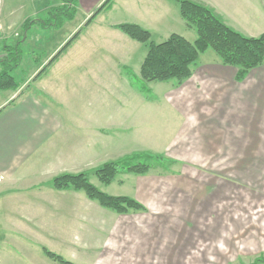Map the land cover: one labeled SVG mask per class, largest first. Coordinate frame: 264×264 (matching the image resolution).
<instances>
[{"label":"rangeland","instance_id":"374dc122","mask_svg":"<svg viewBox=\"0 0 264 264\" xmlns=\"http://www.w3.org/2000/svg\"><path fill=\"white\" fill-rule=\"evenodd\" d=\"M96 1L79 0L72 20L49 31L35 25L24 40L25 22L50 17L48 12L55 4L60 5V1L0 0V56L5 46L11 49L23 41V58L16 71L20 89L46 75L44 80L57 98L53 104L59 105V98H63L74 117L84 113V105L89 108L94 102L139 103L141 97L129 91L125 81L129 80L133 90L140 92L138 64L147 54V47L109 27L119 20L116 13L104 10L86 26L106 0L93 9H79V6L88 8ZM130 16L127 12L121 18L129 20ZM78 31L80 36L53 63V68L47 67ZM189 36L188 40H192ZM165 40L152 39L157 43ZM120 52L131 53L132 59L116 58L115 54L119 56ZM205 53L199 66L208 65L214 59L220 61L213 50ZM82 63L85 66L79 67ZM115 64L119 69L116 70ZM44 69L46 72L38 77ZM78 71L85 75L78 76ZM147 86L151 91L148 99L155 96L161 102L182 101V97L166 91L168 87L175 86L174 90L179 86L176 80ZM5 95L0 91L2 99ZM195 98L200 100V94L194 96V102ZM179 112L182 118L164 111L167 116L163 121L154 120L148 127L158 134L155 137L163 139L150 142L148 149L118 152L85 172H45L49 169L45 163L35 165L37 172L27 175L21 169L17 173L19 178L13 181L17 193L12 196L4 195L11 182L2 181L0 264H57L44 254L43 248L74 264H142V254L135 255L141 261L135 263L130 252L144 253L148 246L149 250H160L161 246L154 240L162 236L165 243L162 247L172 256L169 264H256L258 259H264V126L258 132L247 123L237 126L230 121L221 130L220 118L227 117L226 109L221 107L214 110V116L208 117L204 108L189 104ZM212 116L216 120H208ZM237 118L228 116L229 120ZM136 154L163 156L165 161H152L153 167L146 178L122 172L112 184L104 185L95 175L105 163ZM69 161L70 169H75L76 159ZM80 173H86L100 191L133 198L149 212L130 211L129 217L114 218L113 215L119 214L102 208L84 192H58L50 186L56 176ZM151 230L154 234L149 239L146 234L138 233Z\"/></svg>","mask_w":264,"mask_h":264},{"label":"crops","instance_id":"0c3cea01","mask_svg":"<svg viewBox=\"0 0 264 264\" xmlns=\"http://www.w3.org/2000/svg\"><path fill=\"white\" fill-rule=\"evenodd\" d=\"M103 1L97 0L93 6L88 8L79 6V9H93ZM190 1L210 8L227 26L246 37H259L264 34V0ZM55 6H58V3ZM75 6L78 9L77 4ZM127 12L130 13L131 18L124 20L125 18L121 16L126 15ZM107 13H116L119 19L111 26L109 25L110 28L129 22L148 30L152 39L158 37L160 41L169 38L172 34H178L187 40L190 35L189 39H192L188 40L190 42H194L197 38L195 31L186 27L176 0H114L111 10ZM119 51L123 52L122 49ZM122 52L119 56V52L115 54L116 58L126 57L127 61L132 59L131 53L125 55ZM205 54H202L199 60ZM145 57L141 58L138 64L139 76ZM198 62L193 66L194 69L192 67V75L189 79L179 84L174 90L175 86L168 87L166 90L168 94L172 91V95L182 97L180 99L182 101L161 102L155 96V99H148L147 95L144 98V94L133 90V86L127 80L125 83L129 91L136 92V96H141L139 103L104 105L94 102L89 105V108L84 105V113L76 117L70 115L68 104L63 103V98H59L61 101L59 105L53 104L54 101L57 103V98L53 96L56 94L51 86L44 80L46 75L16 92L0 90L3 94H7L4 99L0 97V190L2 181H10L4 195H14L17 193L13 185L19 178L17 173H20L21 169H25L26 175L33 171L37 172L34 169L35 165L41 163H45V166L49 168L45 169V172H85L89 167L99 166L102 162L110 160L118 152H127L132 148L148 149L150 142H159L162 139L155 137L158 134L156 135L148 128L156 122L154 120L163 121L167 116L164 111L182 118L179 111L188 104L200 109L204 108L207 117L213 115L218 107L226 109L227 117H221L219 121L221 130L232 121L237 126L247 123L259 132L261 126H264V64L251 70L246 78L239 82L236 79L238 71L236 67L226 66L221 60L215 59L205 66H199ZM54 64L50 68H53ZM78 66L85 65L82 63ZM115 68L117 70L118 64H115ZM82 73L85 75V72L78 71V76ZM196 94H200L201 98L200 100L195 98L196 102H194ZM57 96L60 94L57 93ZM123 106L127 108L123 109ZM231 115L238 118L229 120L228 116ZM213 116L208 120H216L217 117ZM134 141L136 146L132 147ZM129 145L131 147H128ZM70 158L76 159L75 169L74 167L70 169L72 165ZM27 167H31L30 170ZM149 174L137 176L146 178ZM3 178L5 180H2ZM40 183V185L43 184ZM47 199H49L48 202H52L51 198L46 197ZM145 212L148 213L149 209L147 208ZM118 216L129 217L130 215H113L112 217ZM138 233L146 234L148 239L154 234L152 230L138 231ZM162 237L160 240H154L157 246H161L160 250L155 248L152 251L148 246L144 253L138 250L130 252L133 262H141L135 255L142 254L140 256L141 260H144L142 264H169L172 256L167 255V251L163 249L162 246L165 243ZM179 258L176 259L180 260Z\"/></svg>","mask_w":264,"mask_h":264},{"label":"trees","instance_id":"16d2710c","mask_svg":"<svg viewBox=\"0 0 264 264\" xmlns=\"http://www.w3.org/2000/svg\"><path fill=\"white\" fill-rule=\"evenodd\" d=\"M59 1L60 5L51 8L48 12L50 17L42 20L28 19L25 22L24 40L28 38V32L35 25L47 30L59 29L66 20L70 21L75 17L77 0ZM176 1L180 6V14L186 27L197 34L194 42L178 34H172L165 41L156 43L152 41L151 33L137 24L123 23L115 27L132 40L147 47V54L140 69L139 89L142 94H151L147 86L149 83H165L172 80L178 81L179 84L183 83L191 77L192 67L199 61L200 56L210 49L224 65L238 69L236 79L239 82L243 81L251 70L264 64V34L259 37H246L227 26L210 8L190 0ZM113 4L114 0H106L85 25L91 24L100 12L111 10ZM80 34L81 31H78L50 60L47 67H50ZM22 42L19 41L11 49L5 46L4 54L0 56V90L2 91L16 92L21 87L16 71L23 58ZM45 71L46 69L38 77ZM163 160L165 161L163 156L136 154L121 161L105 163L95 171V175L102 184L109 185L122 172L145 175L152 169V161ZM52 185L57 191L84 192L88 199L96 201L102 208L119 215L128 214L130 211H146V208L133 198L111 196L100 191L90 182L86 173L56 176L52 180ZM43 252L57 264H74L45 248ZM260 262H264V259H258L256 264Z\"/></svg>","mask_w":264,"mask_h":264}]
</instances>
